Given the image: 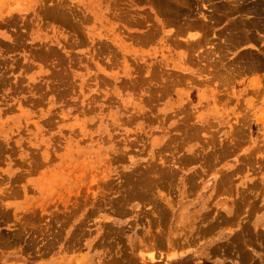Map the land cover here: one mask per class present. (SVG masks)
<instances>
[{
  "label": "rangeland",
  "instance_id": "374dc122",
  "mask_svg": "<svg viewBox=\"0 0 264 264\" xmlns=\"http://www.w3.org/2000/svg\"><path fill=\"white\" fill-rule=\"evenodd\" d=\"M204 261L264 264V0H0V264Z\"/></svg>",
  "mask_w": 264,
  "mask_h": 264
},
{
  "label": "trees",
  "instance_id": "16d2710c",
  "mask_svg": "<svg viewBox=\"0 0 264 264\" xmlns=\"http://www.w3.org/2000/svg\"><path fill=\"white\" fill-rule=\"evenodd\" d=\"M187 258L188 257H185V258H183V259H181V260H179V262H185L186 263V260H187ZM203 264H211L210 262H208V261H204V263Z\"/></svg>",
  "mask_w": 264,
  "mask_h": 264
},
{
  "label": "bare ground",
  "instance_id": "6f19581e",
  "mask_svg": "<svg viewBox=\"0 0 264 264\" xmlns=\"http://www.w3.org/2000/svg\"><path fill=\"white\" fill-rule=\"evenodd\" d=\"M221 59V58H220Z\"/></svg>",
  "mask_w": 264,
  "mask_h": 264
}]
</instances>
